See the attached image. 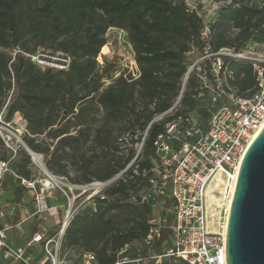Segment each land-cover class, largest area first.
<instances>
[{"label":"trees","instance_id":"obj_1","mask_svg":"<svg viewBox=\"0 0 264 264\" xmlns=\"http://www.w3.org/2000/svg\"><path fill=\"white\" fill-rule=\"evenodd\" d=\"M111 27L126 32L138 73L119 74L104 85L114 66L100 67L96 57ZM200 27L201 18L184 0H0L4 118L21 115L25 144L47 157L50 172L64 177L69 168L79 171V178L70 183L103 182L124 170L83 202L62 235L66 247L93 253V264H113L123 244L140 241L146 234L153 208L137 199L147 190L144 172L153 166L154 140L170 116L153 118L176 102L187 71L185 54L193 46L201 52ZM248 41L264 43V0H231L210 24V48L239 51ZM39 48L61 52L69 61L63 68L38 66L31 56ZM224 64L227 81L238 94L255 90L250 63L224 57ZM196 85L190 74L174 114L190 113L198 105ZM200 99L204 105L196 109V116L206 120L207 95ZM121 136L129 143L122 154L117 143ZM136 142H141L137 153ZM0 143V159H7L1 139ZM89 145L92 153L85 155L82 148ZM28 155L21 148L10 164L26 179L31 178ZM173 263L188 264L172 258L160 264Z\"/></svg>","mask_w":264,"mask_h":264},{"label":"built area","instance_id":"obj_2","mask_svg":"<svg viewBox=\"0 0 264 264\" xmlns=\"http://www.w3.org/2000/svg\"><path fill=\"white\" fill-rule=\"evenodd\" d=\"M187 1L184 0L187 8L201 18L198 35L201 52L186 72L195 77L196 97L207 95L209 116L203 120L192 113L174 114L172 110L175 106H172L153 118L160 121L170 116L154 140L153 166L144 172L148 181L147 190L140 192L137 199V203H149L153 211L147 219L145 236L140 241L123 244L113 264H160L164 259L171 258L188 264H226V204L232 195V175L237 173L245 150L264 123V56L243 49L220 48L212 51L209 44L210 24L217 12L203 17L194 6L190 8ZM224 57L250 63L255 77V90L251 94L240 95L229 85ZM3 116L2 111L0 121ZM0 139L8 152L7 159H0V186L6 176H11L18 186L31 194V212L19 202L23 214L21 222L50 211L52 205L48 203V198L53 191H58L65 198L67 206L57 232L49 235L43 230H36L18 246L9 243L7 230L11 226H0V264L8 260L16 264H45L46 260L49 264H60L58 254L69 219L84 201L101 193L121 172L107 181L73 184L32 160L41 168L42 175L22 178L10 166L21 148L27 151L21 132L9 134L0 131ZM222 186L228 187L227 195L221 196ZM91 189L93 191L88 197L75 205L79 197L76 192L84 193ZM220 197L225 200L221 220L216 206ZM16 206L0 210V218L12 216ZM168 215L171 216L170 222H167ZM163 227L168 228V238L159 241ZM34 245L40 247L45 260H33L31 250ZM158 248L161 250L158 251ZM80 262L93 264L95 255L83 252Z\"/></svg>","mask_w":264,"mask_h":264},{"label":"rangeland","instance_id":"obj_3","mask_svg":"<svg viewBox=\"0 0 264 264\" xmlns=\"http://www.w3.org/2000/svg\"><path fill=\"white\" fill-rule=\"evenodd\" d=\"M188 6L192 8L193 6L196 8L198 13L203 16H211L212 12H217L218 9L228 3L231 0H188ZM106 43L103 45L102 49H100L99 54L97 55L96 59L100 67H102L105 63L113 64L114 70L111 72V78L104 79V85L111 82L116 76L119 74H130L131 76L137 75V66L133 59V52L128 42L126 32L119 28H108L105 33ZM243 50H248L254 54L263 55L264 56V43H254L248 41ZM200 57V53L196 46H193L192 49L185 54V63L187 65V70L189 67L196 62V60ZM31 59L34 63L38 66H51L53 68H63L69 61V58L61 52H52L50 49L39 48L32 56ZM190 73L188 74L187 78L189 77ZM184 79V78H183ZM187 80V79H186ZM186 82V81H185ZM198 105L188 110L194 115L197 114L196 109L198 107H202L204 105V101L198 97ZM183 109V108H182ZM4 119V116L1 118L0 121V131L7 132L11 134V132H21V138L25 134V120L21 117L20 114H14L8 122ZM8 124L5 126L4 124ZM2 126L4 128H2ZM36 138L41 139L42 136H37ZM25 143V142H24ZM118 149L120 150V154L125 153L126 149L129 147L128 138L127 136L122 138L119 137L117 139ZM134 150L137 152L141 151V142H136L133 146ZM24 149V148H23ZM85 155H89L92 153L91 145L82 148ZM2 147L0 143V154H2ZM39 154V153H37ZM40 155V161L45 167V161L47 157L43 154ZM29 156V168L31 170V178L37 177L42 175V170L39 166H37L34 162L32 157ZM34 162H33V161ZM37 163V162H36ZM39 164V163H38ZM40 165V164H39ZM41 166V165H40ZM46 168V167H45ZM47 171H49L46 168ZM50 172V171H49ZM54 174V173H53ZM80 173L79 171L74 170L73 168H69L68 176H64L66 182H72L71 179L79 178ZM93 189L88 190L87 192L80 193L77 191L76 193L79 194L78 199H76V204L80 203L82 200H85L88 197V194L91 193ZM58 192V191H57ZM54 193V192H53ZM51 195L49 198L52 202V209L50 211H46L42 213L41 217L34 216L30 219L29 223H35L37 227L36 230H43L45 234H53L60 229L61 222L64 219L65 210L67 208L65 201L62 196H58L55 199V195ZM59 193V192H58ZM228 187L222 186L221 187V196L227 195ZM17 197H22L25 202H28V205L31 206V194L27 192L24 188L18 186V183L13 180L11 176H6L2 186H0V208H8L9 204H11ZM59 201V202H58ZM89 202L86 203V205ZM224 203V204H223ZM223 204V205H222ZM60 206V207H59ZM217 206V213L220 214L222 219L223 216V208L225 207V200L220 199L216 202ZM222 206V207H221ZM168 237V228L163 227L161 233V239L159 241H164ZM82 250L79 248H71L66 247L65 245L61 244L60 251L58 254V262L60 264H81L80 262V254ZM45 264H49V261L46 260ZM177 264V263H173Z\"/></svg>","mask_w":264,"mask_h":264},{"label":"water","instance_id":"obj_4","mask_svg":"<svg viewBox=\"0 0 264 264\" xmlns=\"http://www.w3.org/2000/svg\"><path fill=\"white\" fill-rule=\"evenodd\" d=\"M185 80L173 107L181 98ZM225 262L264 264V123L238 167L226 219Z\"/></svg>","mask_w":264,"mask_h":264},{"label":"crops","instance_id":"obj_5","mask_svg":"<svg viewBox=\"0 0 264 264\" xmlns=\"http://www.w3.org/2000/svg\"><path fill=\"white\" fill-rule=\"evenodd\" d=\"M54 192V193H53ZM53 195H55V199H57L58 196H61L57 191H53ZM28 212H31L33 210V204L30 202L31 206L28 205V202H25L22 197H17L11 204H9L8 208H0V210L6 211L9 210L10 207L16 206L14 214L12 216L6 215L0 218V226L2 225H8L11 226L10 229L7 230V236L9 243L18 246L23 244L24 239L30 237V235L36 231L37 225L33 223H29L30 219L32 217L27 218L26 220L21 222V219L23 218V214L20 211V204L19 202ZM52 201L48 198V203L50 204ZM59 202V201H58ZM60 207V206H59ZM37 216V215H35ZM42 214H40L38 217H41ZM34 217V216H33ZM32 258L34 261L37 260H45V257L42 255V251L38 245H34L32 248ZM0 262H2L0 260ZM5 264H16L12 260H8L5 262Z\"/></svg>","mask_w":264,"mask_h":264},{"label":"bare ground","instance_id":"obj_6","mask_svg":"<svg viewBox=\"0 0 264 264\" xmlns=\"http://www.w3.org/2000/svg\"><path fill=\"white\" fill-rule=\"evenodd\" d=\"M27 151H28V153L31 155L32 159H33L34 161H36L37 163H39V164L42 166V163H41V161H40V155L37 154V153H35V152H33V151H29L28 149H27ZM237 171H238V170H237ZM236 175H237V173L232 175V182H231V187H230V190H231L232 192H233L234 183H235V180H236ZM231 196H232V195H231ZM230 200H231V197H230V199L228 200V202H227V204H226V208H229Z\"/></svg>","mask_w":264,"mask_h":264}]
</instances>
